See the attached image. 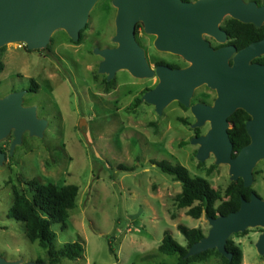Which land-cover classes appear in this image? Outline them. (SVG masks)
<instances>
[{"label": "rangeland", "instance_id": "rangeland-1", "mask_svg": "<svg viewBox=\"0 0 264 264\" xmlns=\"http://www.w3.org/2000/svg\"><path fill=\"white\" fill-rule=\"evenodd\" d=\"M117 12L115 0H95L77 40L58 24L45 46L29 48L24 37L0 44L4 47L0 99L21 92L22 106L34 107L36 117L45 121L41 135L24 130L14 143L12 128L0 139L6 150L0 161V259L6 262L52 264L47 249L27 239L24 224L7 216L12 186L30 197L27 182L31 179L78 187L67 227L51 226L56 234L52 247L57 250L66 242L79 241L83 252L75 260L54 264H174L176 254L157 249L165 230L181 245L186 242L178 224L198 227L209 235V219L203 213L193 218L186 214L187 208L177 207L174 197L180 183L153 160L185 166L192 176L208 179L222 195L237 179L230 163L218 162L212 150L204 159L198 158L201 144L196 138L207 134L211 120L198 125L192 106L213 105L218 97L214 87L201 83L194 87L188 104L173 98L160 111L146 98L160 82L158 62L181 69L193 62L159 49L158 33L147 32L142 20L135 23V39L153 74L137 76L125 66L111 74L102 70L103 52L120 45L115 40ZM229 17L226 13L220 25ZM200 35L214 47L226 44L207 32ZM32 81L37 85L34 92L29 90ZM251 187L264 199V157L252 169ZM263 231V225H255L228 236L242 250L241 264H264V252L254 246ZM219 263L207 253L191 264Z\"/></svg>", "mask_w": 264, "mask_h": 264}, {"label": "water", "instance_id": "water-1", "mask_svg": "<svg viewBox=\"0 0 264 264\" xmlns=\"http://www.w3.org/2000/svg\"><path fill=\"white\" fill-rule=\"evenodd\" d=\"M95 0H0V44L24 37L29 48L45 46L52 29L63 24L73 40L79 38L87 12ZM118 6L115 40L119 46L103 52V71L110 74L125 66L137 76H150L153 70L145 60L135 39V23L142 20L145 30L158 33L159 49L179 53L193 62L186 68H171L160 64L156 72L160 78L146 98L160 111L173 98L189 103L195 86L207 83L217 90L218 97L212 106H192L198 115V125L211 120L206 135L196 138L200 148L198 158L204 159L212 150L218 162H228L231 171L243 179L245 186L252 183V169L264 157V65L251 60L264 54V39L237 50L232 44L214 49L200 35L207 32L219 41L228 39L220 27L226 13L243 23L261 26L264 23V6L243 0H115ZM232 59V63L229 60ZM22 93L0 99V139L13 128L14 143L21 133L29 130L41 135L45 121L36 117L34 107H23ZM251 115L246 124L250 143L236 157H231L232 143L228 136V117L237 109ZM81 127V123L79 124ZM5 154L0 152V161ZM211 229L190 249L197 254L216 248L228 256L225 245L231 233L242 232L248 226H264V199L252 194L242 200L240 208L226 216L209 219ZM258 249L264 252V231L257 240ZM0 264H11L0 259Z\"/></svg>", "mask_w": 264, "mask_h": 264}, {"label": "trees", "instance_id": "trees-1", "mask_svg": "<svg viewBox=\"0 0 264 264\" xmlns=\"http://www.w3.org/2000/svg\"><path fill=\"white\" fill-rule=\"evenodd\" d=\"M192 1V0H182ZM259 2V1H257ZM264 4V0H263ZM220 27L227 33L229 43L237 50L243 49L249 44L264 39V24L256 26L253 23H243L235 18L225 19ZM136 33V29H135ZM4 47H0V73L4 69L1 60ZM264 64V58L256 59ZM166 64L171 68H178L175 64H167L160 61L157 65ZM37 85L32 81L30 91H36ZM250 115L243 109L235 110L229 117L231 127L227 129L229 140L232 143L231 157H236L238 152L249 144L250 137L246 130V124ZM153 163L164 173L170 175L181 185V190L174 199L178 208H187L186 214L198 219L202 213L207 219H215L229 215L240 208L242 200H250L256 191L251 186H245L241 177L231 181L224 194L213 188L208 179L202 176H192L188 169L180 164H172L167 160ZM119 168H126L119 165ZM210 172V169L207 171ZM29 197L26 192L12 186L13 201L7 216L24 224L25 236L29 241H37L47 249L50 263H58L61 259L75 260L83 252V245L79 241L66 242L55 250L52 247L55 232L51 229L53 224H58L61 229L67 227L68 211L76 204L78 187L74 184L56 186L53 183H42L36 179L27 182ZM177 230L182 234L186 244H179L168 230L163 232V237L158 245L159 252L168 255H177L174 264H191L200 261L202 257L210 253L216 256L219 264H241L242 250L232 239H227L225 248L228 256H224L216 248L207 249L197 254H190L191 247L205 237L204 232L198 227L177 225ZM110 250L112 247L110 246Z\"/></svg>", "mask_w": 264, "mask_h": 264}, {"label": "flooded vegetation", "instance_id": "flooded-vegetation-1", "mask_svg": "<svg viewBox=\"0 0 264 264\" xmlns=\"http://www.w3.org/2000/svg\"><path fill=\"white\" fill-rule=\"evenodd\" d=\"M256 5L258 6V7H261V6H264V4H263V0L261 1V3H259V2H257L256 1ZM263 25V24H262ZM210 44V43H209ZM225 45H230V43H229V37H228V39L226 40V44H224V45H219V46H216V47H214V46H212V45H210L212 48H214V49H218V48H220V47H222V46H225ZM233 45V44H232ZM257 58H264V54H262V55H260V56H257V57H255L254 59H252L251 60V63H255V64H260V65H264V64H261L260 62H258L256 59ZM231 60V59H230ZM230 63H232L231 61H229ZM164 65H166V64H164ZM168 66V65H167ZM170 67V66H169ZM179 68V67H178ZM201 104H204V105H209V106H212V103H201ZM249 114V113H248ZM250 115V114H249ZM252 117H251V115H250V119H251ZM231 125V124H230ZM231 127V126H230ZM229 127V128H230ZM250 143V142H249ZM0 152H3L4 154H6L5 152H6V150H5V148H4V146H2V145H0ZM251 186V185H250ZM254 189V188H253ZM255 190V189H254ZM256 191V190H255ZM254 194H256V195H258L260 198H261V196L257 193V191H256V193H254Z\"/></svg>", "mask_w": 264, "mask_h": 264}, {"label": "crops", "instance_id": "crops-1", "mask_svg": "<svg viewBox=\"0 0 264 264\" xmlns=\"http://www.w3.org/2000/svg\"><path fill=\"white\" fill-rule=\"evenodd\" d=\"M258 240V239H257ZM235 243H236V241L235 240H233ZM256 248H257V250L259 251V249H258V245H257V243H256V245H254ZM242 257H243V255H242ZM243 259V258H242ZM242 263V262H241Z\"/></svg>", "mask_w": 264, "mask_h": 264}]
</instances>
